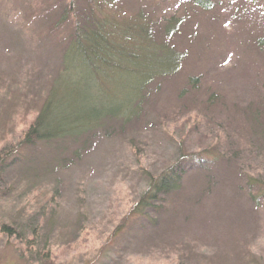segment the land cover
<instances>
[{
  "label": "rangeland",
  "instance_id": "1",
  "mask_svg": "<svg viewBox=\"0 0 264 264\" xmlns=\"http://www.w3.org/2000/svg\"><path fill=\"white\" fill-rule=\"evenodd\" d=\"M209 3L0 0V264H264V0ZM91 10L117 27L141 16L171 62L159 54L131 117L11 161L62 73L63 94L94 93L63 58ZM175 167L179 190L133 213Z\"/></svg>",
  "mask_w": 264,
  "mask_h": 264
},
{
  "label": "trees",
  "instance_id": "2",
  "mask_svg": "<svg viewBox=\"0 0 264 264\" xmlns=\"http://www.w3.org/2000/svg\"><path fill=\"white\" fill-rule=\"evenodd\" d=\"M189 1L196 7L204 9L210 7L209 0ZM82 21L71 25L73 28L70 31L69 44L63 58L64 62L79 61L88 66L86 76L90 78L84 81V92L88 90L94 93L80 95L76 92L75 98L70 96L72 92L68 95L63 94L65 85L61 80L62 73L55 88L46 97L35 120L28 126L11 161L25 157V151L27 152L37 144H46L61 139L72 140L80 134L91 132L104 120L131 117L138 109L136 102L140 97L139 89L147 85L150 78L161 73L160 70L164 68H162L164 62L158 61L161 57L159 54H163L162 58L167 63L171 62L164 47L155 50L146 46L149 42L147 37L149 31L141 16L130 19L126 21L128 23L125 22L124 25L117 27L108 19L94 17L91 10L88 16L82 18ZM178 21L175 18H169L166 35L176 30ZM115 34L120 35L121 40L110 39L112 36L114 38L117 36L116 39H118V35ZM140 46L142 50H146V55L143 57L140 53ZM151 51L153 61L149 60L152 55ZM124 62L126 66H122ZM139 69H143L144 74L138 73ZM115 71L126 72L128 78L115 81L109 76ZM116 90L126 92L123 100H120V97H112ZM5 165V159H1L0 167ZM182 172L181 168L175 167L159 177H149L147 192L133 213L140 214L141 211L147 209L155 211L157 201L179 190L183 179ZM261 193L259 196H264V190ZM2 232L8 233L9 231L3 227Z\"/></svg>",
  "mask_w": 264,
  "mask_h": 264
}]
</instances>
